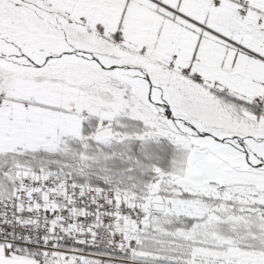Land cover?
Segmentation results:
<instances>
[{"label": "snow or ice", "instance_id": "obj_1", "mask_svg": "<svg viewBox=\"0 0 264 264\" xmlns=\"http://www.w3.org/2000/svg\"><path fill=\"white\" fill-rule=\"evenodd\" d=\"M0 264H264V0H0Z\"/></svg>", "mask_w": 264, "mask_h": 264}]
</instances>
